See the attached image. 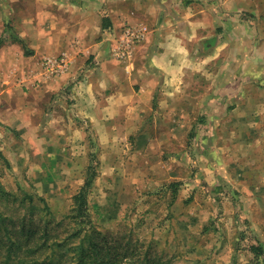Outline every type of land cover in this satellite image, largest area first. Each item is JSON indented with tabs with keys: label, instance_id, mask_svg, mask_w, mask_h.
I'll return each instance as SVG.
<instances>
[{
	"label": "crops",
	"instance_id": "0c3cea01",
	"mask_svg": "<svg viewBox=\"0 0 264 264\" xmlns=\"http://www.w3.org/2000/svg\"><path fill=\"white\" fill-rule=\"evenodd\" d=\"M3 2L0 134L41 133L50 128L48 116L57 130L67 115L70 136L86 135L90 126L88 133L112 146L123 135L143 140L152 130H143L144 122L161 116L171 121L165 130L170 140L194 104L213 123L211 135H226L234 149L264 137L258 127L264 123V0ZM127 24L144 37L117 59L112 47ZM59 53L70 59L67 74L43 78L29 69L34 58ZM15 60L27 62L17 82ZM158 95L161 112L153 110Z\"/></svg>",
	"mask_w": 264,
	"mask_h": 264
},
{
	"label": "rangeland",
	"instance_id": "374dc122",
	"mask_svg": "<svg viewBox=\"0 0 264 264\" xmlns=\"http://www.w3.org/2000/svg\"><path fill=\"white\" fill-rule=\"evenodd\" d=\"M58 55L68 59L69 71L64 53L25 63L43 78H57L68 71L48 76L41 64L44 57ZM15 63L17 82L26 64ZM156 97L153 110L160 109ZM194 107L187 105L191 116L170 140L165 130L171 121L157 113L155 123L146 120L143 130L154 134L146 136L149 143L146 137L138 141L136 135H123L104 146L99 136L88 133L90 126L86 135L70 136L67 115L57 130L55 119L48 116L50 128L41 133H1L0 213L22 214L20 199L34 195L36 218L51 219L53 226L63 219L70 232L79 229L75 244L81 239L87 248V264H100L113 250L120 264H264V137L238 144L235 151L225 144L226 135H211L213 123L202 108L200 115ZM241 127L246 133L247 126ZM258 127L264 130V123ZM89 164L96 175L87 194L85 221L79 224L69 217ZM4 193H13L15 202L9 203ZM41 198L50 210L46 215ZM64 227L57 229L60 235H66ZM250 245H260L263 253L254 256Z\"/></svg>",
	"mask_w": 264,
	"mask_h": 264
},
{
	"label": "trees",
	"instance_id": "16d2710c",
	"mask_svg": "<svg viewBox=\"0 0 264 264\" xmlns=\"http://www.w3.org/2000/svg\"><path fill=\"white\" fill-rule=\"evenodd\" d=\"M95 175L94 166L89 164L85 182L73 196L74 203L69 218L75 223L82 224L85 221L87 194ZM213 189L220 190V186H215ZM3 195L9 203L15 202L13 193ZM39 200L42 203L41 210L46 215L50 211L49 207L43 198ZM37 204L34 195L27 193L18 203L22 206V214L16 211V216L0 213V264H70V261L72 264H87V248L81 239L75 244L79 229L75 228L70 232L64 227L68 223L63 219L53 226L54 221L51 219L45 217L41 219L38 215L36 218ZM62 227L66 235L57 232V229ZM249 249L256 257L263 253V247L260 245H250ZM119 256L115 250L110 251L107 259L102 260L100 264H120ZM140 264H150V262L140 261Z\"/></svg>",
	"mask_w": 264,
	"mask_h": 264
},
{
	"label": "built area",
	"instance_id": "2783aa9c",
	"mask_svg": "<svg viewBox=\"0 0 264 264\" xmlns=\"http://www.w3.org/2000/svg\"><path fill=\"white\" fill-rule=\"evenodd\" d=\"M144 37V31L130 26L124 25L120 34L115 40L112 47V53L117 59H125L129 56L135 45ZM42 69L45 75L59 76L68 71L69 61L64 55L44 57L42 59Z\"/></svg>",
	"mask_w": 264,
	"mask_h": 264
}]
</instances>
